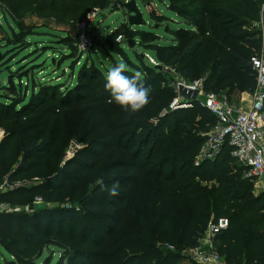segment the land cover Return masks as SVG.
Returning <instances> with one entry per match:
<instances>
[{
	"label": "trees",
	"instance_id": "16d2710c",
	"mask_svg": "<svg viewBox=\"0 0 264 264\" xmlns=\"http://www.w3.org/2000/svg\"><path fill=\"white\" fill-rule=\"evenodd\" d=\"M113 1L0 0L3 11L15 19L30 12L78 23L94 8H108ZM168 1V8L186 24L171 30L172 42L162 44L158 42L159 35L142 29H135L128 39L117 42L122 26L108 38L112 51L129 64L125 74L139 72L144 85L151 89L150 103L140 112L130 114L110 102L105 76L90 64L79 69L77 89L43 82L27 101L28 92H16L13 87L12 92L0 94V127L6 126L5 120L16 122L11 133L18 137L23 155L11 178L29 172L30 160L41 157L61 141L68 144L75 139L83 146L49 177L47 190L42 187L33 193L34 198L43 197L52 205L65 199L64 193L74 187L70 204L37 210L35 222L21 233L20 244L29 247L41 234V228L47 229L53 223L78 221L85 234L81 241L87 244L92 242L90 238L97 240L95 247L101 249L95 255L105 259L106 264H178L184 250L200 245L211 221L226 217L229 225L218 236V250L226 264H264V194H254L253 181L244 177V169L232 158L230 146L214 162L195 163L206 134L217 119L198 102L193 103V108L171 110L170 102L177 90L171 84L174 75L165 70L175 68L189 82L203 78L206 90H224L231 101L236 89L253 92L257 74L250 58L262 47L257 23L264 0ZM113 8L116 10L117 4ZM151 15L156 20L155 27L169 20L163 14ZM22 33L14 31L8 45H16ZM131 39L135 41L132 50L136 62L123 46ZM137 45L154 55L162 68L140 53ZM29 74H20L17 79ZM31 76L34 79V74ZM167 76L172 81L165 83ZM95 80L98 82L92 84ZM10 82L14 85L15 77ZM164 108L167 112L161 114ZM194 108L198 110L197 122L192 117ZM40 109L43 110L34 117ZM183 111L189 114L185 117ZM43 115L49 120L45 127L34 125L37 117ZM69 115L76 117L66 124L64 120ZM56 119L60 122L58 134L50 128ZM64 148L65 145L60 160ZM1 162L0 179L9 171L2 170ZM83 179L88 183L79 195ZM98 179L103 181V188L96 184ZM116 183L119 195L110 196L108 188ZM108 207H115L112 216ZM106 219H113L114 223L110 225ZM91 221H96L97 226ZM104 227L107 230L103 232ZM97 229L102 231L95 235ZM106 237L110 238L103 245ZM0 243L13 255H19L9 240L0 238ZM86 253L91 254L67 250L57 264H79L87 258Z\"/></svg>",
	"mask_w": 264,
	"mask_h": 264
},
{
	"label": "rangeland",
	"instance_id": "374dc122",
	"mask_svg": "<svg viewBox=\"0 0 264 264\" xmlns=\"http://www.w3.org/2000/svg\"><path fill=\"white\" fill-rule=\"evenodd\" d=\"M153 1L157 4L160 11L159 16L163 14L169 18V20L163 21L162 25L158 27L154 26L156 20L153 19L151 13L146 8L148 0H145V2L137 0L138 8L143 14L144 23L135 26L127 25L129 24L127 21L128 13L126 12L122 0H114L112 6L108 8H103L101 6L94 8L93 11L96 13L97 18L91 23L90 28V35L93 38V42L92 45L85 48V50L82 48L81 44L82 32L79 28L80 22L69 20L58 21L55 17L38 15L30 12L22 19H15L8 11H3V5L0 2V94L12 92L14 88L16 92L22 93L27 91V101L35 87L39 89L43 82H53L55 84H61L69 88L75 87V89H77L78 71L82 66H86V64L100 69L104 76L108 69L118 62L126 63L128 70V62L120 55L115 54L110 44H108V38L115 29L121 26L123 27L120 32H122L121 34L124 39H128L131 36V32L135 29L153 31L161 38L158 42L168 44L173 40L171 30H177L186 26L184 20L168 8V0ZM114 4H117L116 10L113 8ZM88 14L89 12L87 15ZM258 23L257 27L260 29V24L258 25ZM14 31H21L23 35L17 39L18 43H16V45H8V42L14 38ZM135 40L139 39L136 37ZM123 46L129 58L133 62H136V56L132 47H130L127 42L123 43ZM137 48H139V52L144 53L146 57L149 55L155 59L154 55L150 52H146L145 49H142V46L137 45ZM83 53H85V55L81 58V54ZM74 62H76L75 67H73ZM173 69L175 70L173 74L174 81H172V77L167 76L165 83L172 81L171 84L176 88L177 84L186 79L182 77L175 68ZM28 72L30 73L28 77L24 76L21 80L17 79L20 74L27 75ZM32 74L35 76L34 79L31 76ZM12 77H15L14 85H11L10 82ZM201 79L203 78L197 80ZM83 82L86 83V79ZM97 82L98 81L95 80L92 84ZM11 87H13V90L10 89ZM61 90H64V88H61ZM242 90L236 89L232 93L233 102H231L238 107H245L249 104L253 94L250 89L246 88ZM221 92L224 93V90ZM59 95L60 94L56 96L55 100L59 98ZM174 99H172L170 105ZM1 100L7 102V99L3 98ZM193 107L194 104L190 107L181 108ZM42 110L43 109L38 110L33 116H38L40 114L39 112ZM166 112L167 110L164 108L161 114ZM197 112L198 110L194 108L192 113L194 122H197L199 119V117H196ZM187 114H189V111H183L185 117ZM73 117H76V115H69L65 118V123H71ZM47 121L49 120L44 118L43 115L41 118L37 117V120L34 121V125L45 127ZM154 122L156 123L157 119H155ZM4 124L6 126L0 127V150H2V153L0 152V160H2L1 163H3L2 170L6 169L9 171L0 179V185L4 186L5 189L4 192L0 194V205L5 204L6 206L5 210L0 211V238L9 240L14 249L18 251L19 255H13L8 248L0 243V264H7V262H13L14 264H45L50 262V260H52L51 264H57L61 256L66 253L67 250H70L72 253H74L75 250L91 252V254L86 253L88 254L87 258L79 261V264H106L105 259L95 255V251L101 249V247H95V242L97 240L90 238L94 244L92 242L85 244L81 241V238L84 237L85 234L83 233L82 223L78 221L70 224L53 223L47 229L41 228V234L33 240V243L29 247L19 243L21 238L20 235H22V232L26 231L27 225L31 224L33 221L35 222L33 217L37 210L48 206H56L58 204H70L71 198L74 195V187H72L70 191L64 193L66 196L65 199L63 198L60 201L61 203H53L52 205L47 203L44 199L43 201H36V198L33 197V193L42 187L47 190L49 188V177L61 170L66 162L71 160L83 146L75 139L68 142V144H64L63 141H61L56 146L48 148L41 157L30 160L31 170L29 172L11 178L12 173L19 167L23 155L19 152L18 137L11 133V130L15 128L16 122L14 121L13 123L12 120H5ZM50 128L53 130L54 134H58L60 122L57 121V119L54 120ZM64 145L63 158L60 160L61 150ZM149 146L150 145H148V147ZM202 146L197 155H199ZM4 153H6V156H2ZM87 183L88 180L83 179L79 195L84 192ZM253 184L254 194L263 195L264 189L258 186V184ZM11 186L15 187L14 190L11 189ZM114 209L115 207H108L107 211L110 213V216H112L113 213L111 212H113ZM106 222L110 225L114 223L113 219H106ZM91 223L97 226L96 221H91ZM101 229H103L104 232L107 230V227ZM101 231L97 229L95 232L96 234H94L97 235ZM109 238L110 237L105 238L103 245L108 242ZM63 243H67L68 245H63ZM163 245L173 249V247L168 244ZM182 254V258L179 260L178 264H197L191 258L190 250H184Z\"/></svg>",
	"mask_w": 264,
	"mask_h": 264
},
{
	"label": "built area",
	"instance_id": "2783aa9c",
	"mask_svg": "<svg viewBox=\"0 0 264 264\" xmlns=\"http://www.w3.org/2000/svg\"><path fill=\"white\" fill-rule=\"evenodd\" d=\"M118 1V0H115ZM123 4L131 0H122ZM137 3V0H135ZM145 2V0H141ZM138 5V3H137ZM146 8L150 13L159 15L160 11L153 0H148ZM97 15L92 10L86 19L79 24L81 29L82 48L92 45L93 38L90 35L91 23L96 20ZM128 21V16H127ZM261 29L262 47L250 58L253 70L257 74V84L253 91L252 98L245 107H238L232 103L223 92L208 91L204 87V80L194 82H183L176 85L177 96L171 103V109L190 107L198 102L201 107L211 111L217 122L206 134V140L199 155L196 156L197 165L204 162H214L224 152L227 146L231 147V156L235 162L244 169V177L251 179L253 183L264 189V4L262 5L261 20L258 23ZM122 34L116 38L117 42H123ZM150 62L159 65L156 60L147 55ZM166 72L174 74L175 70L165 68ZM180 85L188 89L198 90L194 99L180 92ZM14 186L11 189L14 190ZM4 186L0 185V194L4 192ZM36 201H43L38 196ZM6 206L0 205V211ZM229 225L226 217L211 221L207 230L200 239V245L190 250L191 258L197 264H226L224 256L218 250V236L221 230Z\"/></svg>",
	"mask_w": 264,
	"mask_h": 264
},
{
	"label": "clouds",
	"instance_id": "9594fccd",
	"mask_svg": "<svg viewBox=\"0 0 264 264\" xmlns=\"http://www.w3.org/2000/svg\"><path fill=\"white\" fill-rule=\"evenodd\" d=\"M127 65L118 62L108 69L105 75V89L110 93L111 101L130 114L138 113L150 103V87H146L139 72L134 75H126ZM96 184L104 187L102 180ZM118 183L108 188L110 196L119 195Z\"/></svg>",
	"mask_w": 264,
	"mask_h": 264
},
{
	"label": "water",
	"instance_id": "95a60500",
	"mask_svg": "<svg viewBox=\"0 0 264 264\" xmlns=\"http://www.w3.org/2000/svg\"><path fill=\"white\" fill-rule=\"evenodd\" d=\"M126 12L128 13V23L131 26L139 25L144 23L143 14L139 10L138 5L135 0H131L130 2L125 3ZM128 45L130 47L134 46L135 41L133 39L128 40ZM158 68H162V66H158ZM180 92L186 94L188 96H192L194 99L198 94V90L188 89L183 85H180Z\"/></svg>",
	"mask_w": 264,
	"mask_h": 264
}]
</instances>
